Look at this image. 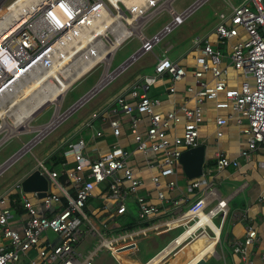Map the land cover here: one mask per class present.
Returning <instances> with one entry per match:
<instances>
[{
	"label": "built area",
	"instance_id": "built-area-1",
	"mask_svg": "<svg viewBox=\"0 0 264 264\" xmlns=\"http://www.w3.org/2000/svg\"><path fill=\"white\" fill-rule=\"evenodd\" d=\"M10 1L0 0V7L2 8ZM52 1L44 4L35 13L34 18L31 17L16 28H11L12 31L9 33L6 29L11 26L7 25L0 34V110L10 103L9 95L16 96L32 82H37L39 75L44 73L41 78L42 82H37L34 90H29L27 98L24 99L21 94L19 96L22 102H12V106L17 107L15 110L19 112L29 108L38 98L45 100L37 107L35 106L30 117L27 118L28 127H30L31 120L44 108L49 105L56 107L54 103L46 100L51 94L50 87L45 84L49 78L46 75L50 73L51 60L43 64L39 63V60L45 59V53L56 44L62 33L73 31L76 35L78 33L76 30L83 29L86 34H89L95 30L96 33H93L96 34L95 38L88 39L89 36H86L87 42L84 49H87V52L83 59L85 63H88L100 58L101 65L107 61L110 65L116 50L135 37L140 41V47L125 61L129 64L142 54L152 52L154 46L176 27L183 24L207 0H196L181 12L174 10L173 0H59L58 4L65 2L68 6L69 19L79 17L77 24L82 23L83 26L78 29L74 20L65 22L63 26L57 24L62 26V29L55 26L56 28L48 29V37L41 38L40 35H43V32L34 29V25L40 21L34 20L39 18L42 21L49 19V23L55 22L51 17ZM162 10L168 12L170 20L156 33L149 37L146 36L143 33L145 24ZM119 12H122V16H118ZM108 18H110L109 27H106L104 32H108V38L115 43V47L103 56V46H108L109 42L101 38L99 31ZM212 32L216 36L215 43L207 37L196 36L192 39L193 46L199 50V54L194 60L196 66L193 71L194 84L184 89V93L193 100L192 105L173 104V107L167 110H158L160 101L146 94L147 88L165 74H168L170 79L167 90L174 94L176 83L181 81L186 74L180 59L169 55L171 51V46H169L164 48L160 56L156 58V63L150 71L139 75L131 85L123 88L107 101L105 106L108 108L117 104L122 113L128 117L130 134L136 143V150L144 154V168L151 171L150 182L158 203L170 200L175 207L184 202H187V206L176 208L178 210L175 211V215L152 223L149 227L139 226L113 232L112 229L115 228L113 219L116 215L127 212L129 200L137 203L136 217L139 222L159 213L157 203H153L150 198L138 193L143 187V181L135 175L128 163L131 155L129 150L113 144L105 153L90 157L86 153V142L82 137L75 140L67 139L62 143L65 147L63 157L73 158L71 167L67 168L63 162L61 170H49L43 162L38 163L37 169L48 178V187L43 197H38L37 192H30V194L42 205L41 213L36 211L35 206L38 204H34L31 197L23 193L20 182L16 183L15 187L21 193L22 204H6L7 196L0 197V264H94L103 251L108 252L117 262L122 263L123 257L129 259L130 256L137 254V239L147 236V230L152 229L159 232L161 229L183 228L170 244L162 249L164 250L173 244L183 232H186L191 224L197 223L201 214L208 216L210 223L218 229L217 240L214 244L220 242L221 227L228 207L226 200L215 194L207 176L213 170L220 172L229 166L237 168L238 159L218 152L215 154L212 168L209 166L205 169L204 163L201 176L188 179L183 197L174 199L168 194L180 189L178 178L183 174L179 160L181 153L200 145L199 124L203 119L202 107L206 101L214 102L216 114L213 121L217 137L222 136V128L230 120H236L239 125L245 142L240 147L238 156L249 160L256 150H264V0H242L236 5H231L228 13L219 12ZM240 32H244L246 36L239 37L237 41L230 43L229 40L238 37ZM223 42H226V54L217 46L218 43ZM200 44H202L201 47ZM23 51L26 52L24 56ZM225 59H228L230 66L225 65ZM37 63L40 66L30 72L33 76L27 80L23 78L21 82H14L7 88L5 95L2 94L4 88L18 77L8 73L6 69L20 68L22 70L20 74ZM122 69L124 66L121 64L112 72L103 71L96 84L95 92L107 85ZM138 88H142L143 91L139 93ZM8 90L12 92L8 94ZM93 94H86L62 115L66 118ZM127 96L134 98V103L129 102ZM100 111L93 112L90 118L83 122V126L92 127L91 120L98 116ZM63 118L54 126L63 121L65 119ZM52 119L53 114L50 120L43 125L50 123ZM141 119L147 121L144 128L139 126ZM11 121L10 116L0 114V134H2L0 144L14 135L31 132V130L25 131L26 129L19 130L6 137ZM23 123L17 129L23 128ZM4 124H6L5 128ZM178 124H181V130L176 133L174 131ZM109 125L113 135L119 136V119H110ZM101 134L100 131H95L92 136L94 138ZM43 136L44 134L23 144L18 153L0 166V174L30 149V143L34 145ZM60 176H64V181L69 185L70 190L66 189L59 180ZM96 189L99 192L95 195ZM146 194L149 197V193ZM94 196L102 200L111 199L115 205L113 212L104 218L99 216L100 227L93 222L92 212L86 208L88 200ZM210 197L216 199L217 202L207 208ZM261 199H264V195ZM19 205L24 210L25 219H21L22 215L17 213ZM106 210L107 207L103 204L97 213L93 214L100 215ZM218 216L220 221L216 225L215 219ZM233 217L247 221L245 215L239 212L233 213ZM15 218L20 219L15 221ZM198 231L205 232V225H198L180 243L170 249L160 261L180 245H184L189 238L192 239ZM48 232H51L54 237L50 238ZM89 239L92 242L89 243ZM257 240L256 228L247 223L243 238L236 239L229 245L232 251L240 256L243 264H254L246 254L248 248L254 246ZM260 259L261 264H264V252L260 253Z\"/></svg>",
	"mask_w": 264,
	"mask_h": 264
},
{
	"label": "crops",
	"instance_id": "crops-1",
	"mask_svg": "<svg viewBox=\"0 0 264 264\" xmlns=\"http://www.w3.org/2000/svg\"><path fill=\"white\" fill-rule=\"evenodd\" d=\"M231 5H236V4H234L230 0H227V8H225L224 11H220V12L228 13L230 11ZM218 13L217 12L214 13V15L216 16V19H217ZM215 24L203 34L194 35L190 40L189 48L186 49L181 54H179L178 56H174L180 59L186 71L184 78L181 81H178L176 83V86H175L176 92L174 94L169 93L167 90V87L170 84V79H169L168 74L160 76L154 84H152L151 86L147 88L146 94L148 95V97L155 98L160 101L161 104L158 110H167L173 107L172 106L173 104L175 105H178L181 103H186L189 105L193 104V100L189 98L186 93H184V89L187 86L194 84L193 71L196 68L194 60H195V57L199 54V50L198 49L196 50V48L193 46L192 39L196 36L201 37V38L207 37L211 42L215 43L216 36L212 32V29L215 26ZM245 36L246 35L244 32H240L238 37L232 38L229 41L230 43H233L237 41L239 37L244 38ZM222 44L224 45L223 49L221 48ZM169 46H171V50H172L173 49L172 44H167L166 46H164V48L169 47ZM201 46L202 44H200V47ZM217 46L221 49V51L224 54L227 53L226 42L218 43ZM164 48L162 49L160 54L163 52ZM148 53H151V52H148ZM158 56H156V58ZM99 61L101 60L97 59L94 62L95 63L94 66L101 65ZM133 62L127 64L124 67V69H122V71H124L126 67L132 64ZM224 63L226 66L227 65L230 66L228 59H225ZM102 65H104L106 72L107 70H109L111 66V64L109 65V61L108 63L105 62ZM150 70H147V71H150ZM121 72H119L111 81H113ZM144 72H146V70L144 69L139 70L138 72L130 75L128 77V80L121 81L117 85H115L110 92H106L104 95L101 94L100 97L98 98V102L96 106L93 107V109L89 112L88 115L84 114L80 122L77 124L75 123L76 125L72 128V130L66 133L67 135L65 134L66 136L64 140L62 139L60 141L61 143H63V141L67 139L75 140L79 137H82L86 142V153L90 157H97L99 154L105 153L113 144H117L131 152V155L128 159V163L130 167L132 168V170L135 172V175L143 181V187L139 189L138 193L141 195H144L147 198H150V200L153 203H157V206L159 208V213L156 216L148 217L143 222H139V220L136 217L137 203L133 200H129L127 202V212L120 214V215H116L114 217L113 225L115 224V228L112 229L113 232H118V231L127 229L126 225L130 223L131 221L135 222L136 227H139V226L149 227L152 223L163 221L165 219L170 218V216L175 215V211L178 210L176 208L178 207L185 208L187 206V202H184L180 204V206L175 207L174 204H172L170 200L158 203V200L155 197L153 185L150 182L151 171L144 168V162H145L144 154L136 150V143L134 142L130 134L128 117L122 113V111L119 109L117 104H115L114 106L105 108L107 101H109L111 98L116 96L123 88L131 85L136 80V78L139 75L143 74ZM85 76H82V78ZM98 80H100V78ZM70 87H71V84L69 88ZM138 91L139 93H141L143 90L142 88H138ZM127 100L131 103H134L135 101L134 98L130 96H127ZM113 109H116V110L113 111ZM99 110H101L100 114L91 120L92 127H84L83 122L89 119L93 112H97ZM215 114H216V111L214 109V102L206 101L202 107L203 119L201 123L199 124V140H200V145L204 146L205 169H207L209 166H211L212 168L213 163H214L215 154L218 152H222L230 158L235 157L239 161V166L237 168L229 166L220 172L213 170L207 176L208 180H210L212 183V189L215 192V194L219 198L225 199L227 207H228V211L224 217L222 227H221V232H220V235L222 231L225 232L223 235V240L221 239V237H219L220 238V242H219L220 252L219 253L216 252L218 254V258L216 257H213V258L217 260L218 262L221 261V264H228L229 257L227 256L226 252H227V248L230 246L231 262L233 264H243V261L240 260V256L238 254H235L232 251V247L231 245H229V243L233 242L236 239L243 238L245 234V226L248 223V224H252L256 228L257 233H258V240L255 242L254 246H251L248 248L246 255L249 258V260L252 261L254 264H261L260 253L264 252V199H261V197L264 195V150H256V152L252 153L249 160H246L243 157L238 156V151L240 147L244 145V142H245V137L240 133L239 125L236 123V120L234 119L230 120L229 123L224 128H222V131H223L222 136L217 137L215 134V125L213 121ZM69 115L67 117H69ZM112 118H117L120 121V134L117 137L113 135L112 129L110 128V125H109V121ZM95 124L97 125V127L95 126ZM146 125H147V121L145 119H141L139 122L140 128H144ZM176 127L177 128L174 132L176 133L180 132L181 124H178ZM87 129L91 131L90 137L88 139L83 137V134H82L83 131ZM95 131H100L102 134L98 137L93 138L92 135ZM41 139L38 140V142L36 143H39ZM61 147L62 146L60 145L59 148ZM58 149L52 150V152H50L49 154H46L42 158H35V161H36L35 164L22 169L21 172L16 177H14L13 181H11L7 185H3V187L0 188V197L7 196L8 202L6 204H22L21 193L19 189L15 187L16 183L21 182V180L24 177H26L33 170L37 169L39 162H43V164L48 168L47 162L49 161L51 155ZM63 162H65L66 164L65 166L67 168L71 167L73 165V158L64 157ZM63 162H61L57 167H54L53 169L51 168H48V169L49 170H61V165L63 164ZM183 175L185 179L184 178L182 179L185 180L184 182L185 186L182 187L179 184V180H178L180 189H176L171 194L170 193L168 194L174 199L183 197L185 194L184 192H186V182L188 181L189 178L186 177L184 172H183ZM61 177L64 178V176H60L59 180L65 185L66 189L70 190L69 185L66 184L64 181L65 178L64 180H62ZM98 192L99 190L96 189L94 192L95 195L98 194ZM146 193H149V197L147 196ZM26 194L28 195V197H31L34 204H40L35 198L32 197L30 193H26ZM88 201H89V204H87L86 208L88 211L92 212V220L97 226H99L100 224L98 222L99 216L104 218L109 213L113 212L115 209L114 202L108 198L106 200H102L99 197L94 196L90 198ZM216 202H217L216 199H212V197H210L208 200L207 208H210ZM103 204L106 205L107 210L105 212H102L100 215L93 214V213H97V210L101 206H103ZM132 206L136 208L135 212L132 211L131 209ZM236 212L244 214L247 221L235 219L233 217V213H236ZM17 213L19 215H22V217H20L21 219H25L26 215H24V210L20 205L17 208ZM122 215H125V216L122 218ZM20 218H15V221L19 220ZM169 231L170 230L161 229V231L156 232L152 229H149L147 230V233L154 232L155 235L162 237L163 235H166ZM215 232L217 233L215 234ZM217 234H218V229L215 226L212 225V228L208 227V229H206L205 232H201L200 234L196 235V237L194 236L195 237L194 239L182 245V247L175 253V255L169 260V262H167V264H192L198 258L203 257L205 254L209 253L213 255L215 253L214 243L217 240ZM48 236L50 237L49 233H48ZM145 237H139L138 239L140 238L145 239ZM50 238H53V237H50ZM148 240L152 241L151 246L153 248L157 247V243L154 242L153 237L152 239L150 238ZM171 241L172 240H170L160 250H158L155 253L156 255L153 254L152 256L155 255L153 258L152 256H148L146 259H144L143 261H139V262H141V264H150V263L155 262L156 257H158V254L161 252V250L165 248L168 244H170ZM88 242L90 243L92 242V240L89 239ZM189 243H192V248H191L192 255L190 253L183 252V250L185 249V247L188 246ZM137 247H138V244H137ZM105 252L106 251H103L100 253L99 255L100 260L98 261L97 264H113L112 261L109 259V257H106V255H104ZM138 252H139V248H138L137 254ZM134 258H137L139 260L137 255L130 256L129 259L125 257H123L122 259L127 260L131 264H137L134 261ZM161 258H159L154 264H157ZM205 259L207 262L209 257ZM117 264H122V263L117 262Z\"/></svg>",
	"mask_w": 264,
	"mask_h": 264
},
{
	"label": "rangeland",
	"instance_id": "rangeland-1",
	"mask_svg": "<svg viewBox=\"0 0 264 264\" xmlns=\"http://www.w3.org/2000/svg\"><path fill=\"white\" fill-rule=\"evenodd\" d=\"M195 1L196 0H173L172 7L174 8L175 11L181 12L182 10L189 7ZM230 1L233 2L234 4H238L242 0H230ZM225 8H227V0L205 1L198 9H196L186 19V21L182 25L176 27L170 34H168L165 38H163L159 44L154 46L151 53H145L141 55L136 61L128 65L126 69L122 71L113 81L107 84L100 91L96 92L91 98H89L81 106L75 109L74 112H72L69 115V117H67L63 122L61 121L56 126L53 125V127L48 129L39 143H36L35 145L31 146L29 150H26L25 153H23L17 160H15L3 171V173L0 175V188H2L3 185H7L11 181H13L14 177H16L21 172L22 169L35 164L36 163L35 158H42L46 154L52 152V150L58 149L60 145L62 146V143L60 141L62 139L64 140L65 136L67 135L66 133L70 132L72 128L77 123L80 122L84 114L87 115L89 114V112L93 109V107L96 106L98 102V98L100 97L101 94L104 95L106 92H110L115 85H117L121 81L128 80V77L130 75L138 72L139 70L144 69L147 71L152 69L154 67V64L156 63V56L160 55V52L167 44L173 45V49L169 52V55L178 56L179 54L184 52L186 49L189 48L190 40L194 35L203 34L217 22L214 13L224 11ZM169 20H170V15L168 14V12L166 10H162L145 24L143 33L146 36H150L156 33L160 28H162V26L166 24ZM139 47H140V41L135 37L131 38L130 40H128V42L120 46L114 54L111 66L108 71L112 72L116 68H118L130 57L132 53L137 51ZM221 48L222 49L224 48L223 44ZM103 71H104L103 65L94 66L91 70L85 72L84 75H81V76L86 75L85 77L83 78L80 77L75 82H73L71 84V87L67 90V92L64 95V98L61 101L59 112L62 114L63 112H65V110H67L69 107H71L76 102H78V100L84 97L87 93H89L96 85ZM53 112H54L53 105L47 106L31 120L30 125L33 128L31 129V132L14 135L10 137L8 140H6L4 143H2L0 145V165L5 163L9 158H11L14 154H16V152H18L22 148L23 144H26L31 139L35 138V136L38 134V130L34 128L47 123L50 120ZM62 118L63 116L59 120H61ZM95 126L97 127L96 124ZM25 131H29V130H25ZM90 133L91 131L87 129L84 130L82 134L83 137L88 139L90 137ZM1 137L2 134H0V138ZM182 178L185 179L183 174L180 175V178H178V180H179V184L182 187H184L185 180ZM35 208L37 213H41V211L43 210L41 204L36 205ZM131 209L134 212L136 211V208L134 206H132ZM218 222H219V217L218 218L216 217L215 224L218 225ZM182 229H183L182 227H178L177 229L170 230L166 235H163L162 237L155 235L154 232L147 233L145 239L140 238L137 240L139 252L136 255L138 256L139 260L137 258H134V261L137 264H141V262L139 261H143L148 256H152L153 254H155L165 244H167L170 240L176 237L177 234L182 231ZM206 229H208V227H206L205 230ZM200 232L201 231L196 232L193 236L198 235ZM48 233L50 237H54L51 232ZM224 233L225 232L222 231L220 235L222 240ZM152 237L154 242L157 243L156 248H153L151 246L152 241L148 240L150 238L152 239ZM195 237H193L192 239H194ZM192 239L189 238V240H187L186 243H188ZM181 247L182 246L176 248L172 253L167 255L157 264H167V262H169V260L175 255V253ZM191 248H192V243H189L188 246L185 247L183 252L191 254ZM219 248H220L219 242H217L214 246L215 253L213 255L209 253L205 254L204 258L207 257L218 258V254L216 252L218 253L220 252ZM99 260L100 257L95 260L94 264H97ZM211 262L212 263L210 264H217V262L215 261H211ZM122 264H131V263L125 259H122Z\"/></svg>",
	"mask_w": 264,
	"mask_h": 264
},
{
	"label": "bare ground",
	"instance_id": "bare-ground-1",
	"mask_svg": "<svg viewBox=\"0 0 264 264\" xmlns=\"http://www.w3.org/2000/svg\"><path fill=\"white\" fill-rule=\"evenodd\" d=\"M50 0H13L7 3L5 6H3L0 10V34L6 29V26L9 25L11 27L6 29V32L9 33L11 32V28H16L17 26L23 24L26 22L29 18H34L35 13L47 2ZM59 0H53V6H52V13L51 17L54 18V21H51V23L48 22L49 19H43L40 20L39 18H36L34 21H40L36 25H34L35 31L41 30L43 32V35H40L41 38H46L49 36L48 29H53L56 28L55 26L61 28L65 22H70L74 20V23L78 25V29L80 26H83L82 23L77 24L78 18L75 19H69L68 15L69 12L67 11V5L64 3L58 4ZM127 3V1H124ZM46 12V10H44ZM118 16H122V12H119ZM110 23V18L106 20V23L102 26L101 30L99 31L101 33V38L102 39H107L109 42V45L103 46V56L108 54V52L113 50V47H115V43L108 38L107 31L104 32V29L106 27H109ZM61 24L62 26H58ZM62 29V28H61ZM2 30V31H1ZM75 30V29H74ZM78 33L76 35L73 34V31L68 32V33H62L60 37H58V40L54 46L50 48V50L45 53V59L39 60V63L42 62H47V60H51V65L49 68V74L46 76H49L48 80L45 82L46 86L50 87L51 94L48 95V98L46 100H49L51 103L55 104L54 112H53V119L50 123L36 127L34 129L38 130V134L36 135L35 138L41 137L45 132L53 127V125L56 123L57 120H59L62 115L59 112L60 106H61V101L65 95V92L69 89L70 84H72L77 78H79L85 71H87L89 68L94 66V62L100 58L94 59L88 63L84 62L83 56L87 52V49H84L86 47V42H87V35L89 36L88 39H93L95 38L96 31L94 30L93 33L86 34L83 29L82 30H76ZM99 36V37H100ZM62 37V38H61ZM100 38V39H101ZM1 40V39H0ZM26 54V52L23 51V56ZM108 63V61L106 62ZM40 65L37 63L34 65H31L29 69H26L22 73L19 74L20 68H9L6 69L8 70L7 72L12 74V75H17L16 79L13 80V82L9 83L7 87L4 88L2 91V94L5 95V92L9 86H11L14 82H21V80L24 78L25 80L29 79V77L33 76L30 74L31 70H35L38 68ZM107 66V65H106ZM106 73V70H105ZM44 73L40 74L38 77V81H41L43 79ZM19 80V81H18ZM37 82H32L29 87L26 89H22V91L17 94L16 96L11 97L9 95V104H6L1 110L0 114L2 116L8 115L12 119L11 126L9 128V132L5 135L8 137L10 133L17 132L19 130H31L33 129L32 126L30 127L27 126V118L30 117V114L32 113L33 109L35 106L37 107L40 103L44 102L45 100L43 98H38L36 102H34L29 108H27L24 111H16L15 109L17 107L12 106V102H22L21 98L19 95L22 94V97L27 98L28 97V92L29 90H34ZM39 84V83H38ZM11 90H8V94L11 93ZM4 99V98H1ZM48 102V103H50ZM50 103V104H51ZM23 123V128L17 129L20 127L21 123ZM6 127V124H4V128ZM9 127V125H8ZM22 127V126H21ZM198 225H205V227H211L212 228V223H210V219L208 216L202 215L200 219L197 221L195 224H191L189 228L187 229L186 232H183L176 241L173 242L168 248L162 250L159 254L158 257H156V261L163 257L170 249H172L176 244L180 243L189 233H191L193 230ZM217 232H215L216 234ZM179 234V233H178ZM177 234V235H178ZM182 244V243H181ZM181 246V245H180ZM155 261V260H154ZM153 262V263H156ZM150 263V264H153Z\"/></svg>",
	"mask_w": 264,
	"mask_h": 264
},
{
	"label": "water",
	"instance_id": "water-1",
	"mask_svg": "<svg viewBox=\"0 0 264 264\" xmlns=\"http://www.w3.org/2000/svg\"><path fill=\"white\" fill-rule=\"evenodd\" d=\"M126 65H127V62H124L122 64V66L124 67ZM96 90L97 88L95 85L94 88L87 94H93ZM1 142L2 140H0V143ZM32 145L33 144L30 143V147ZM179 160L182 165L183 172L187 178L193 179V178L201 176L203 172V164H204V146L198 145L197 147L184 150L181 153ZM20 186H21L22 191L25 193L37 192L38 197H43L44 192L47 190V187H48V178L42 175L39 169H35L21 180ZM205 262H206V259L203 256V257L198 258L192 264H204Z\"/></svg>",
	"mask_w": 264,
	"mask_h": 264
},
{
	"label": "trees",
	"instance_id": "trees-1",
	"mask_svg": "<svg viewBox=\"0 0 264 264\" xmlns=\"http://www.w3.org/2000/svg\"><path fill=\"white\" fill-rule=\"evenodd\" d=\"M65 147L62 146L61 148H59L57 151H55L49 161L47 162V166L48 168H51L53 169L54 167H57L61 162L64 161V157H63V151H64ZM62 180H64L63 177H61ZM87 204H89V201L87 202ZM95 205V204H94ZM125 215H122V218L124 217ZM136 227V224L135 222H130L126 225V228L127 229H134ZM226 246V245H225ZM227 256L229 257V261H228V264H233L231 262V248L230 246L227 248ZM104 255H106V257H109V259L112 261L113 264H117L116 260L108 253V252H105ZM211 261H215L217 262V264H221V262H218L217 260H215L213 257H209V259L207 260V262L205 264H210L212 263Z\"/></svg>",
	"mask_w": 264,
	"mask_h": 264
},
{
	"label": "clouds",
	"instance_id": "clouds-1",
	"mask_svg": "<svg viewBox=\"0 0 264 264\" xmlns=\"http://www.w3.org/2000/svg\"><path fill=\"white\" fill-rule=\"evenodd\" d=\"M0 140H1V138H0ZM0 145H1V144H0ZM9 159H10V158H9ZM9 159H8V160H9ZM8 160H7V161H8ZM7 161H6V162H7ZM6 162H5V163H6ZM5 163H3L2 165H4ZM2 165H0V166H2Z\"/></svg>",
	"mask_w": 264,
	"mask_h": 264
}]
</instances>
